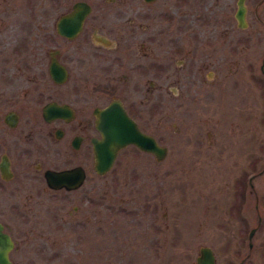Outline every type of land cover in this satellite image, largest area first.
I'll use <instances>...</instances> for the list:
<instances>
[{"label": "flooded vegetation", "instance_id": "1", "mask_svg": "<svg viewBox=\"0 0 264 264\" xmlns=\"http://www.w3.org/2000/svg\"><path fill=\"white\" fill-rule=\"evenodd\" d=\"M77 1L89 6L80 29L59 33V17ZM42 15L21 38L11 23L0 29V36L9 31L0 39V228L13 242L29 197L55 198L47 205L56 224L60 199L91 195L98 110L125 113L160 145L157 113H223V126L214 119L221 135L232 120L224 113H242L239 101L253 112L254 82L264 113V0H72L48 34ZM205 133L213 139L199 143L203 164L222 149L207 127ZM252 139L248 128L246 152L239 145L230 159L245 161L249 172L208 173L199 184L210 230L203 236L211 243L204 239L198 248L208 247L214 264H264V163L253 170L259 158ZM260 147L264 154V139ZM127 148L152 155L132 143L118 152ZM49 171L82 178L76 186H51Z\"/></svg>", "mask_w": 264, "mask_h": 264}, {"label": "rangeland", "instance_id": "2", "mask_svg": "<svg viewBox=\"0 0 264 264\" xmlns=\"http://www.w3.org/2000/svg\"><path fill=\"white\" fill-rule=\"evenodd\" d=\"M71 2L8 0L6 4V0H0V29L11 23L12 34L21 38L25 26L36 25L37 15L42 12L48 34L56 16ZM8 32L4 30L0 39L7 40ZM256 73L262 76L258 70ZM250 91L253 112L245 113V101H239L242 113H224L232 120L221 135L215 132L214 119L219 117L223 126V113H157L154 133L167 147L165 157L156 160L134 148L120 150L106 173L94 172L89 197L60 199L57 225L50 217L55 208L47 205L55 198L29 197L21 229L12 230L10 264H191L201 241L211 243L203 236H209L210 230L202 222V176L250 171L245 161H230L237 157L235 147L243 146L246 152L248 128L253 155L259 158L253 170L263 166V90L254 82ZM242 92L245 98V83ZM205 127L221 142L222 149L218 158L209 157L211 160L203 164L199 143L213 139L205 133ZM261 180L262 176L254 178L256 184ZM80 190L85 191L86 184ZM73 206H77L76 211Z\"/></svg>", "mask_w": 264, "mask_h": 264}, {"label": "water", "instance_id": "3", "mask_svg": "<svg viewBox=\"0 0 264 264\" xmlns=\"http://www.w3.org/2000/svg\"><path fill=\"white\" fill-rule=\"evenodd\" d=\"M89 6L84 1H77L71 9L62 14L57 22L59 33L72 36L79 29L83 17L87 14ZM54 69H51L53 72ZM61 73V71L59 70ZM108 108H102L95 113V129L99 134L93 142L94 171L97 174L105 173L113 164L118 150L128 143L134 144L142 151L151 153L156 160L166 155V147L155 142L153 138L140 131L133 120L125 113H105ZM82 178V173H80ZM46 181L51 186H76L81 178L74 179L70 172L49 171L45 174ZM67 176V177H66ZM72 177V178H71ZM13 241L8 234L0 228V264H10L9 251L13 248ZM192 264H214L213 255L208 247H199L198 254Z\"/></svg>", "mask_w": 264, "mask_h": 264}]
</instances>
